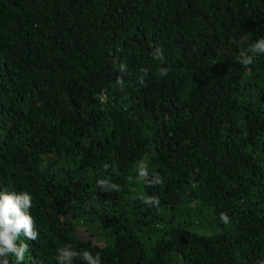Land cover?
I'll return each instance as SVG.
<instances>
[{
  "label": "trees",
  "instance_id": "obj_1",
  "mask_svg": "<svg viewBox=\"0 0 264 264\" xmlns=\"http://www.w3.org/2000/svg\"><path fill=\"white\" fill-rule=\"evenodd\" d=\"M259 37L264 0H0V188L33 197L25 264L65 246L264 262V55L236 59Z\"/></svg>",
  "mask_w": 264,
  "mask_h": 264
},
{
  "label": "clouds",
  "instance_id": "obj_2",
  "mask_svg": "<svg viewBox=\"0 0 264 264\" xmlns=\"http://www.w3.org/2000/svg\"><path fill=\"white\" fill-rule=\"evenodd\" d=\"M151 55L157 61L164 59L160 48H155ZM258 55H264V37H259L246 49L241 50L236 58L237 63L242 66L251 65ZM120 70L124 71L125 66L120 65ZM167 72V68L160 69L162 76L167 75ZM136 172L137 179L148 187L162 183L160 175L150 173L148 164L143 160L138 163ZM97 184L104 191L119 189L118 185L104 179L99 180ZM141 199L149 207L159 204V199L156 196H143ZM32 203L33 197L28 191H8L0 188V264H25L29 244L21 241V237L25 241H36L39 236L30 213ZM220 219L224 223L229 222L226 214H221ZM77 259L81 264H102L99 254L93 255L89 251H75L68 246L57 250V264H75Z\"/></svg>",
  "mask_w": 264,
  "mask_h": 264
}]
</instances>
